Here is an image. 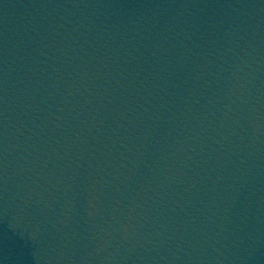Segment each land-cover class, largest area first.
<instances>
[{
    "label": "water",
    "instance_id": "1",
    "mask_svg": "<svg viewBox=\"0 0 264 264\" xmlns=\"http://www.w3.org/2000/svg\"><path fill=\"white\" fill-rule=\"evenodd\" d=\"M46 264H264V0H112Z\"/></svg>",
    "mask_w": 264,
    "mask_h": 264
}]
</instances>
